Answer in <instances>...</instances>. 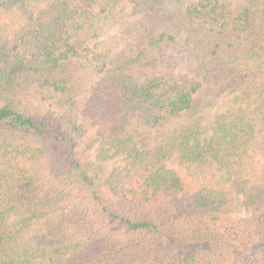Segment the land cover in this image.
<instances>
[{"label": "trees", "instance_id": "16d2710c", "mask_svg": "<svg viewBox=\"0 0 264 264\" xmlns=\"http://www.w3.org/2000/svg\"><path fill=\"white\" fill-rule=\"evenodd\" d=\"M0 264H264V0H0Z\"/></svg>", "mask_w": 264, "mask_h": 264}, {"label": "rangeland", "instance_id": "374dc122", "mask_svg": "<svg viewBox=\"0 0 264 264\" xmlns=\"http://www.w3.org/2000/svg\"><path fill=\"white\" fill-rule=\"evenodd\" d=\"M222 96L221 97H219V98H217L215 101H214V106H219L221 103H222Z\"/></svg>", "mask_w": 264, "mask_h": 264}]
</instances>
